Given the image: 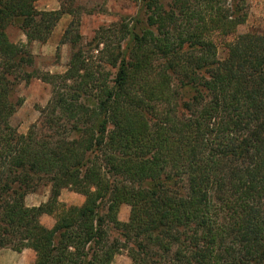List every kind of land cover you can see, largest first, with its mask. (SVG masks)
<instances>
[{
	"label": "trees",
	"instance_id": "obj_1",
	"mask_svg": "<svg viewBox=\"0 0 264 264\" xmlns=\"http://www.w3.org/2000/svg\"><path fill=\"white\" fill-rule=\"evenodd\" d=\"M37 1L0 0V249H29L33 264H112L122 251L131 264H264V35H237L220 59L205 12L228 3L219 22L232 29L247 0H132L134 17L89 41L72 21L60 74L30 71V46L68 0ZM32 78L51 96L19 134L16 87ZM41 186L47 201L26 206ZM64 189L83 203L63 205Z\"/></svg>",
	"mask_w": 264,
	"mask_h": 264
},
{
	"label": "rangeland",
	"instance_id": "obj_2",
	"mask_svg": "<svg viewBox=\"0 0 264 264\" xmlns=\"http://www.w3.org/2000/svg\"><path fill=\"white\" fill-rule=\"evenodd\" d=\"M247 17L242 25L232 29L226 28L219 21L231 16L228 3L219 6L205 7L206 16L210 24L209 38L214 41L218 49V58L223 59L226 54L225 44L231 42L237 35L251 33L264 35V0H247ZM61 8L58 0H39L35 3L37 11H54ZM65 10L70 14H63L45 43H33L30 51L33 56V66L30 71L39 73L60 74L65 71L72 48L69 44H60L63 34L73 21L78 23V34L83 41H89L101 27H109L121 20L134 17L138 13V4L132 0H68ZM8 39L13 43H25L22 32L10 26L6 29ZM51 96V87L40 79L32 78L28 83L21 82L16 87L15 97L22 100L10 120L11 125L19 134H25L29 127L36 123L40 117V110L46 105ZM49 187L41 186L36 192L26 195L24 202L28 207L38 206L47 201ZM84 198L67 189L60 193L59 201L66 207L81 205ZM129 207L120 208L118 218L127 221ZM40 222L46 227L54 223L52 216L44 215ZM35 254L26 249L16 253L10 249H0V264H33ZM126 251L114 257L112 264H131Z\"/></svg>",
	"mask_w": 264,
	"mask_h": 264
}]
</instances>
